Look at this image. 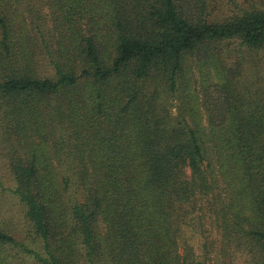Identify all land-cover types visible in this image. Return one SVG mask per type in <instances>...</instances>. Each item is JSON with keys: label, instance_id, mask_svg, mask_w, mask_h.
Returning <instances> with one entry per match:
<instances>
[{"label": "trees", "instance_id": "obj_1", "mask_svg": "<svg viewBox=\"0 0 264 264\" xmlns=\"http://www.w3.org/2000/svg\"><path fill=\"white\" fill-rule=\"evenodd\" d=\"M0 160V264H264V0H0Z\"/></svg>", "mask_w": 264, "mask_h": 264}, {"label": "rangeland", "instance_id": "obj_2", "mask_svg": "<svg viewBox=\"0 0 264 264\" xmlns=\"http://www.w3.org/2000/svg\"><path fill=\"white\" fill-rule=\"evenodd\" d=\"M197 71V70H196ZM0 175L3 178L4 185L7 188V191L0 189V219L9 224V226L15 231L16 235L24 240L25 232L23 231V225L25 226V214L24 209L17 198L10 192V189L14 186V181L7 169L5 162L0 160ZM212 238L218 239L216 232H213ZM26 240V239H25ZM205 238L202 234L197 231L186 227L183 233V236L180 238V247L181 251L186 244L192 245L197 258L199 260H205L204 252V243ZM30 246L37 247L27 241ZM211 258L208 259V264H251V261L248 260L245 253L242 252H230L224 257L219 248L213 249L210 255ZM211 259V260H210Z\"/></svg>", "mask_w": 264, "mask_h": 264}]
</instances>
